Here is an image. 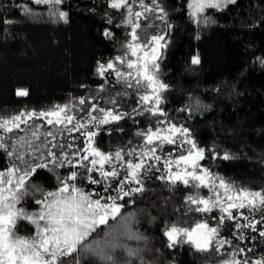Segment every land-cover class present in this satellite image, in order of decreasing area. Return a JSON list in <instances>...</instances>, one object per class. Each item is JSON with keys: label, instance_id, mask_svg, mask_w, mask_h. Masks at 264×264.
Instances as JSON below:
<instances>
[{"label": "trees", "instance_id": "obj_1", "mask_svg": "<svg viewBox=\"0 0 264 264\" xmlns=\"http://www.w3.org/2000/svg\"><path fill=\"white\" fill-rule=\"evenodd\" d=\"M159 2L167 12L166 20L156 19L158 12L145 13L137 21L141 24L137 34L141 37L139 42L143 43L152 35L167 32V48L163 49L159 60V78L169 86L162 94L160 105L165 116L157 117L143 111L151 104L141 106L143 115L135 117L139 123L125 119L118 125L103 126L112 131L110 134L101 131L95 138V146L104 152L114 153L119 149L126 152L130 148L139 152L143 140L135 135L138 130L149 127L155 130L158 118L171 121L189 129L191 138L206 150V159L201 164L211 172L237 187L264 190V0H236L235 4L223 9H207L202 16L210 17L214 22H210L201 34L196 18L190 17L192 10L188 5L191 0ZM135 4L136 10L142 11L139 0ZM24 5L42 11L52 7L36 4L34 0H0V119L22 112L47 111L66 104L75 105L72 114L82 115L79 98L97 95L101 84L105 90L98 93V101L90 100L91 103L112 107L105 103L109 95L127 91V96L117 97L121 110L130 111L137 106L138 95L133 88L117 82L114 73L111 76L106 73V79L96 73L98 61L106 64L117 56H124V45L131 42V30L123 25L124 10L112 8L110 0H64L56 7L68 13L67 22H56L30 19L23 12ZM167 24L172 27L167 28ZM105 32H111L112 38H108ZM196 55L200 64L193 65L192 57ZM18 89H27L29 94L17 96ZM33 124L43 125L38 128L40 140L32 137ZM117 127H122L123 131H117ZM160 127L166 128L167 124ZM49 130L54 138L45 136ZM0 138L32 163L38 162L37 157L43 159L41 154H46L48 149L41 147L33 154L28 142L33 145L51 141L71 143L81 148L86 146V137L81 132L69 135L65 131L61 135L57 127L47 124L45 118L28 120L11 133L3 130ZM174 147L164 145L163 152L157 151L161 161L152 163L162 166L166 154ZM209 149L215 152L214 158ZM64 150L71 152L75 148ZM52 151L60 150L54 148ZM182 152L183 149L171 151V155L175 158ZM224 154H229L232 159H223ZM129 159L136 162L137 157L126 155L125 160ZM13 160H16L15 156L9 158L0 149V170L10 167ZM16 163L21 164V161L16 160ZM57 171L63 176L67 169ZM166 173L163 167L160 171L153 169L144 180L145 191L126 197L125 200L134 199L135 202L127 203L121 211L133 217L136 232L150 239L153 252L162 259L161 264H218L223 257H229L228 253L239 248L245 249L240 258L248 263L264 258V237L259 231L247 228L238 231L232 222H226L221 231V235L235 246H224L222 252L227 256L215 250L198 252L188 244L169 248L164 234L166 225L208 216L194 212L185 215L188 207L185 197L193 190L157 178ZM31 179L47 190L57 187V180L48 170H38ZM84 187L88 191L103 192L102 187L86 181ZM200 190L204 197L211 195L207 188ZM25 206L28 210L36 208L31 203ZM241 211L250 218L260 219L259 212ZM233 214L236 215V210ZM211 215L219 216L220 213L214 210ZM208 222L212 226L216 224L211 219ZM18 223L24 225L21 235L34 233V225L28 221ZM240 223L247 222L241 218ZM257 229L264 230V226L257 224ZM104 233L105 226L101 225L89 239L99 238ZM65 259L67 264H75L71 257ZM79 264L96 263L79 260Z\"/></svg>", "mask_w": 264, "mask_h": 264}, {"label": "snow or ice", "instance_id": "obj_2", "mask_svg": "<svg viewBox=\"0 0 264 264\" xmlns=\"http://www.w3.org/2000/svg\"><path fill=\"white\" fill-rule=\"evenodd\" d=\"M34 2L51 5L58 18L67 22L68 13L56 7L64 0H34ZM136 2L137 0H131V3L129 0H112V8L125 9L126 23L131 26V42L124 45L126 48L124 56H117L114 61L109 60L106 64L98 61L96 68L97 75L102 79H106V73L108 76L114 73L117 82L122 83L126 88H133L138 95L136 107H132L130 111L121 110L117 97L127 96V91L109 95L105 103L112 107L105 108L98 102L91 103L90 100L98 101V93L105 90L104 85L101 84L97 95L79 98L81 106L79 111L82 115L72 114L75 105L66 104L56 105L47 111L22 112L0 121V129L11 133L22 123L27 124L28 120L45 118L47 124L57 127L61 135L65 131L69 135L73 132H81L86 137V146L82 148L71 143L41 141L40 145H33L32 142H28L33 154L40 151L41 147L48 149L46 154H41L43 159L37 157L38 162L35 163L25 160L24 155L13 150L3 138H0V149L9 158L15 156L16 160L21 161V164H17L16 160H13L10 167L0 170V264H67L65 259L67 257H71L75 264H79L80 258L85 255L98 257L106 264H118V261L113 259V250L117 248L126 249L129 258L136 257L140 259L141 264H147L142 259L140 249L130 248L120 243L118 239L101 244L94 239L90 241L89 237L99 226L108 225L110 219L117 220L126 204L135 202L134 199L125 200V198L142 194L145 191L144 180L148 174L153 169L160 171L161 167L167 169V173L157 177L158 179L165 180L173 186L183 185L193 190L185 197V203L188 205L185 215L194 212L208 216L199 220L193 217L190 224L186 219L183 224L166 225L164 234L169 241V248L188 244L198 252L215 250L219 253L225 245L233 246L232 241L221 235L226 222H232V226L238 231L247 228L259 231V235L264 237V230L257 229V224L264 226V190L253 191L237 187L203 166L200 161L206 159V150L197 145L191 138L190 130L183 125L177 126L171 121L158 118L155 130L152 127L138 130L135 135L143 140L139 152L136 148H130L126 152L124 149L114 153L104 152L95 146V138L101 131H107L109 134L112 131L111 128L103 127L105 125H118L125 119L139 123L135 117L143 115V111L157 117L165 116L160 105L163 102L162 94L169 86L159 78V60L163 54L162 50L167 48L165 39L167 32L152 35L149 40L140 43L141 37L137 34V29L141 28V24L136 21L145 13L157 12L159 15L155 18L163 21L166 20L167 12L159 0H149L148 3L139 0L142 11L134 12L132 4ZM235 3L236 0H191L188 7L192 10L190 17L196 18V23L207 25L214 22L210 17L202 16L207 9H223ZM166 27L170 29L172 25L167 24ZM105 35L112 38L111 32H105ZM127 52L136 59H126ZM115 62L126 65L127 69L133 71L124 72L116 67ZM192 64H200L198 55L192 57ZM16 94L24 97L29 93L27 89H18ZM148 104L152 106L144 107L141 111V106ZM162 124H167V127L161 128ZM42 126L35 124L31 126L34 129L32 131L34 140H40L38 128ZM116 130L123 131V128L117 127ZM45 136L54 138L50 130L45 132ZM129 143L131 144V141ZM166 144L175 146L171 151L183 149L182 154L171 159L170 151L166 154L162 166L152 163V161H161L157 151L163 152ZM54 148L60 151H52ZM65 148H75V150L68 152L64 150ZM208 151L213 152L214 158L215 152L211 149ZM126 155L136 156V162L131 159L125 160ZM223 159L228 160L232 157L224 154ZM174 167L175 171H173ZM60 168L67 169L65 175L61 176L58 173L57 170ZM41 169L48 170L54 175L57 180V187L54 190H47L31 179ZM85 181L90 185L102 187L103 192L86 190ZM201 188H207L211 195L201 196ZM217 189H223V193ZM28 197H31L38 206L35 211L30 212L23 207H17ZM193 205L196 207H192ZM245 209L251 213L259 212L260 219L250 218L241 211ZM214 210H218L220 215H211ZM233 210H236V215L233 214ZM241 218L247 223L241 224ZM208 219L216 221L215 226H211ZM20 221H28L34 225V233L21 235L24 225L18 223ZM127 235L130 239H143L130 229ZM240 238H244L242 234ZM244 253V248L228 253L230 258L222 260L220 264H248L247 260L235 258ZM254 264H264V258L255 261Z\"/></svg>", "mask_w": 264, "mask_h": 264}, {"label": "rangeland", "instance_id": "obj_3", "mask_svg": "<svg viewBox=\"0 0 264 264\" xmlns=\"http://www.w3.org/2000/svg\"><path fill=\"white\" fill-rule=\"evenodd\" d=\"M129 2L131 3V0H129ZM111 3H112V0H110V4ZM132 7H133V11L136 12L137 11L136 10V4H132ZM117 10H124L123 25L126 28H130V30H131V26L126 23L125 9L121 8V9H117ZM23 12L30 19H33V20H41V19L43 20V19H45V20H48V21H56V22L57 21H62V19H59L58 16L55 14V12H54L52 7H50L47 11H42V10H39V9H31V8H29V6L24 5L23 6ZM209 24L210 23H208L207 25H209ZM207 25L198 24V26H199L198 33L199 34L203 33L204 29L207 28ZM162 52H163V50H162ZM138 55H140V53H138ZM125 58L126 59H131V60H135L136 59V57H132L131 56L130 52H127V55H126ZM115 63H116V67L121 69L124 72L133 71V70L127 69L126 65H121L119 62H115ZM108 71H111V70H108ZM13 116H15V115H13ZM4 119H9V118H4ZM4 119H0V121H2ZM2 131L3 130L0 129V134L2 133ZM169 158L175 159L176 157L173 158L172 155H171ZM201 162L202 161H200V163ZM175 170L176 169L174 167L173 171H175ZM217 190L220 191L221 193H223V189H217ZM200 195H201V190H200ZM201 196H203V195H201ZM29 203L33 204L36 208L34 210H28L26 208L25 204H29ZM17 207L18 208L19 207H23L24 209H26L27 211H30V212L31 211H35L38 208V206L34 204V202H33L31 197L25 198V200L21 201V203L18 204ZM133 221L134 220H133L132 216L125 215V214L121 213V216L117 217V220L114 221V220L110 219L108 225H104L105 226V233L103 234V236H101L99 238H96V239L91 238L89 240L91 241V240L94 239L96 242H99V243L103 244L105 241H113L114 239H118V241L120 243H123V244L127 245L130 248L140 249L141 250L142 259H143V261H146L147 264H161V260L162 259L159 256V254L153 252L152 244H151L150 239L148 237H146V236L145 237L142 236L139 232H136L134 230ZM188 221H189V224H190L191 221L190 220H188ZM179 224H183V223H179ZM129 229L132 232L137 233L139 236H142L143 239H130V238H128L127 231ZM220 252H222V249L220 250ZM222 255L227 256L226 254H224V251L222 252ZM222 255H221V257H222ZM228 258H230V257H228ZM228 258H226V259H228ZM235 258L236 259H240V260H244L242 257L240 258V255H237ZM113 259L118 261V264H141L140 259H137L136 257L129 258L128 255H127L126 249H121V248H117V249L113 250ZM80 260L82 262L83 261H91V262L96 263V264H106V262L100 260L98 257H94V256H90V255H85L82 258H80ZM222 260H224V257H223ZM220 262L218 264H220ZM248 264H254V262L253 263H248Z\"/></svg>", "mask_w": 264, "mask_h": 264}]
</instances>
